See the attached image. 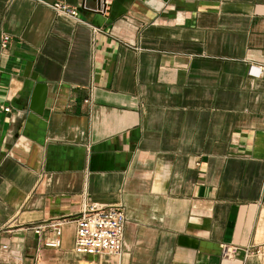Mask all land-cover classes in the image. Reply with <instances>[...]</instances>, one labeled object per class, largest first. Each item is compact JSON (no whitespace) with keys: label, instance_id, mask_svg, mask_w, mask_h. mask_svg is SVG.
<instances>
[{"label":"crops","instance_id":"1","mask_svg":"<svg viewBox=\"0 0 264 264\" xmlns=\"http://www.w3.org/2000/svg\"><path fill=\"white\" fill-rule=\"evenodd\" d=\"M3 35L0 264H264V0H0ZM90 203L121 256L74 252Z\"/></svg>","mask_w":264,"mask_h":264},{"label":"built area","instance_id":"2","mask_svg":"<svg viewBox=\"0 0 264 264\" xmlns=\"http://www.w3.org/2000/svg\"><path fill=\"white\" fill-rule=\"evenodd\" d=\"M52 9L57 15L68 16L80 20V11L64 3H55ZM84 9L86 7L84 6ZM105 11L106 7L103 8ZM104 10L101 9L102 12ZM11 42L8 35L0 39V48L6 50ZM264 66L252 67L250 72L259 75ZM0 111L9 113L10 108L0 105ZM128 223L126 211L123 206H100L97 204H84L81 212L75 218L76 236L74 252L79 256H98L103 254L121 256L126 248L124 232ZM63 222H45L34 226L35 234L42 236L46 231L51 237L45 238L44 245L49 248H59L62 244ZM221 257L223 260H234L239 248L232 244H221ZM7 250V246H3ZM258 252V251H257ZM252 253V252H251Z\"/></svg>","mask_w":264,"mask_h":264},{"label":"water","instance_id":"3","mask_svg":"<svg viewBox=\"0 0 264 264\" xmlns=\"http://www.w3.org/2000/svg\"><path fill=\"white\" fill-rule=\"evenodd\" d=\"M164 1L167 2L169 0H164ZM92 2H94L96 4V9L98 11H100L102 8H105L106 7L107 0H92ZM37 112L38 113H41V110L40 111H37Z\"/></svg>","mask_w":264,"mask_h":264}]
</instances>
